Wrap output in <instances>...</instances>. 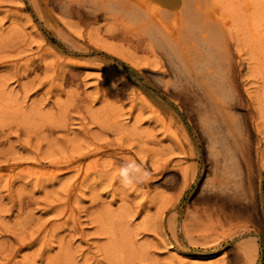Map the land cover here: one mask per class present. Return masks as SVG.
Segmentation results:
<instances>
[{"label":"rangeland","instance_id":"374dc122","mask_svg":"<svg viewBox=\"0 0 264 264\" xmlns=\"http://www.w3.org/2000/svg\"><path fill=\"white\" fill-rule=\"evenodd\" d=\"M62 1L0 0V264H264V0H222L250 168L249 210L223 227L201 213L226 177L207 85ZM126 159L151 180L123 188Z\"/></svg>","mask_w":264,"mask_h":264},{"label":"bare ground","instance_id":"6f19581e","mask_svg":"<svg viewBox=\"0 0 264 264\" xmlns=\"http://www.w3.org/2000/svg\"><path fill=\"white\" fill-rule=\"evenodd\" d=\"M62 2L63 6L75 7L78 12H85L92 19L102 16L115 27L132 28L143 34L149 49L159 57H163L170 69L177 73L183 71L192 75L201 81L199 88L204 83L207 85L208 93L204 95V90L202 93L207 99L199 123L209 147L223 152L224 164L221 166L224 172L222 174L226 176L224 181H216L217 186L216 183H212V187L230 189L235 195L232 193L233 202L226 203L223 197L217 196V190L212 188L211 196L215 198L212 200L206 195L204 198L206 205L201 208V213L215 216L216 226L223 227L232 224L239 216L237 212H247L249 210L247 202H241L237 208L236 205L234 206L235 199H247L250 168L244 143L246 129L237 113L239 101L230 78L231 55L226 33L232 24V14L224 8L222 0H63ZM251 6L250 3L245 2L243 9L249 13ZM193 65H196L195 70ZM214 74H218L219 81L215 80L213 84L210 79ZM191 86L194 88L193 83ZM185 87L180 83L179 90L186 89ZM239 249L248 259L250 245L244 243Z\"/></svg>","mask_w":264,"mask_h":264},{"label":"clouds","instance_id":"9594fccd","mask_svg":"<svg viewBox=\"0 0 264 264\" xmlns=\"http://www.w3.org/2000/svg\"><path fill=\"white\" fill-rule=\"evenodd\" d=\"M116 177L123 188L134 190L148 183L152 178V173L137 160L126 159L117 167Z\"/></svg>","mask_w":264,"mask_h":264}]
</instances>
